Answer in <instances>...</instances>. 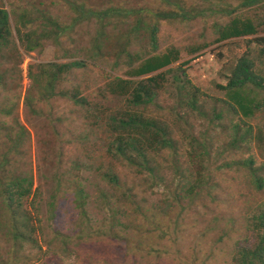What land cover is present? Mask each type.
Instances as JSON below:
<instances>
[{
	"label": "rangeland",
	"instance_id": "374dc122",
	"mask_svg": "<svg viewBox=\"0 0 264 264\" xmlns=\"http://www.w3.org/2000/svg\"><path fill=\"white\" fill-rule=\"evenodd\" d=\"M41 1L47 6L45 16L60 26L70 22L73 14L61 2ZM111 1L124 8H161L152 0ZM183 1L203 14L157 26L158 51L176 48L178 62L194 55L188 54L190 48L205 46L201 52L213 48L211 26L227 21L215 10L238 3ZM36 4L35 0H0L18 53L9 61L0 53V72L6 73L0 85V161L7 155L10 162L0 179L31 176L32 193L22 205L31 218L28 228H33L29 241L12 243L11 222L0 201V264H230L233 243L245 235L249 214L258 206L264 208V186L254 190L246 169L237 165L250 159L264 180V105L248 118L231 114L222 101L223 93L191 80L206 94L196 97L192 109L185 103V91L178 99L175 88L164 85L153 103L140 109L164 126L174 144V149L152 154L157 175L150 179L145 172L140 174L105 155L102 122L91 125L84 111L65 98L38 99L40 86L32 84L31 78L40 81V66L49 62L83 61L86 67L64 75L55 90L77 89L104 110L117 105L101 91L105 75L126 76L121 67H110L108 48L92 56L91 38L99 30L93 21L75 25L56 40L38 39V46L24 53L17 33L50 28L38 17L23 24L22 14L27 16L26 10ZM38 8L43 11L42 6ZM236 13L257 27L248 39L264 36V5ZM114 25L103 28L108 38L126 28ZM127 50L148 53L141 41ZM250 97L256 103L262 95L254 91ZM234 125H238L237 134ZM246 127L251 135L242 142L239 137ZM75 163L81 166L78 170ZM104 168L118 177L119 188L112 189L97 177Z\"/></svg>",
	"mask_w": 264,
	"mask_h": 264
},
{
	"label": "trees",
	"instance_id": "16d2710c",
	"mask_svg": "<svg viewBox=\"0 0 264 264\" xmlns=\"http://www.w3.org/2000/svg\"><path fill=\"white\" fill-rule=\"evenodd\" d=\"M35 1L37 7L30 6L26 10L27 16L22 14L23 24L31 23L38 17L44 19L50 28L41 33L34 31L17 33V40L22 45L24 53L33 51L38 46V39L55 38L56 40L64 32L73 30L75 25L93 21L99 30L91 38V48L94 50L92 56L98 57L104 47L108 48L110 52L105 53L109 52L112 59L110 67H121L126 76L121 78L105 75L101 91L105 98L117 105L112 109L104 110L81 96L77 89L55 90L64 75L71 70L86 67L83 61L72 60L62 64L49 62L40 66L38 72L40 81L31 78L32 84L40 86L38 99L47 100L52 96L65 98L73 106L84 111L87 115L86 119L90 121L84 119L91 125L96 126V121L102 122V131L106 133L105 155L139 171L140 174L145 172L146 177L150 179H155L157 175L152 163V154L163 149H174V144L164 126L144 116L140 109L152 104L164 85L170 83L175 88L178 99L182 98V91H185L183 94V97H187L185 103L192 109L195 108L196 97H206V94L191 80L206 85L210 90L223 93L225 101H222L231 114H240L248 118L258 106L264 105V46L262 47L264 36L248 39L256 34L257 27L251 19L239 17L236 13L238 10L264 5V0H238L233 8L226 6L216 9L215 13L227 18L224 24L214 23L211 26L215 36L213 43L216 45L203 52L199 50L205 46L190 48L188 54L194 55L181 62H178L180 53L176 48L170 47L165 51H158L157 26L159 22H182L203 14L202 10L187 8L183 0H152L161 7L156 9L118 7L111 0H57L73 14L70 22L63 26L44 15L47 6L41 0ZM39 5L42 6V12L38 8ZM99 5L104 7L98 8ZM7 18L8 13L0 7V53L4 52L3 56L9 61L10 58L13 60L14 57H18V53L9 32ZM114 24L126 28L108 38L103 28L114 27ZM236 40L240 41L235 42ZM139 41L148 48L145 56L139 52L131 54L127 50V46H135ZM5 75V71L0 72V85L2 76ZM27 75L29 72L26 73ZM254 91L262 95L256 103L254 98L250 97ZM30 99L27 101L29 102ZM218 114L221 115L220 112ZM232 128L237 134L238 125ZM250 135V128L246 127L239 140L249 141ZM237 162L234 163L243 166L248 172L253 189L261 190L264 180L258 176L259 168H252L253 162L250 159ZM8 164H10L9 159L4 155L0 161V172H3ZM225 165L228 164L222 167ZM80 167V164H74V169L78 170ZM104 169L97 174V177L112 189L119 188L118 177L108 168ZM192 190L191 186L188 191ZM31 193V176L0 179V201L11 222L8 236L12 243L18 241L25 243L33 235V228H28V220L30 222L31 218H28V212L22 205V201ZM78 193L81 195L80 192ZM232 252L230 264H264L263 207L258 206L249 214L245 235L234 241Z\"/></svg>",
	"mask_w": 264,
	"mask_h": 264
}]
</instances>
